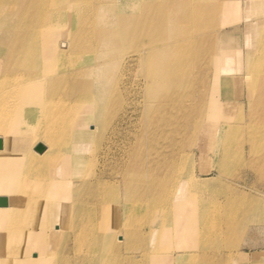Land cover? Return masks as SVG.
I'll list each match as a JSON object with an SVG mask.
<instances>
[{"label": "bare ground", "instance_id": "6f19581e", "mask_svg": "<svg viewBox=\"0 0 264 264\" xmlns=\"http://www.w3.org/2000/svg\"><path fill=\"white\" fill-rule=\"evenodd\" d=\"M240 3L0 0V264H248L206 253L212 230L264 223V0L244 73Z\"/></svg>", "mask_w": 264, "mask_h": 264}, {"label": "rangeland", "instance_id": "374dc122", "mask_svg": "<svg viewBox=\"0 0 264 264\" xmlns=\"http://www.w3.org/2000/svg\"><path fill=\"white\" fill-rule=\"evenodd\" d=\"M239 1L241 2L240 3V9L241 10H240L239 16H238L239 19L235 20L236 22L232 21L233 23L230 24L227 28H225L224 31L225 32L235 31V32L242 35L241 40H240L242 42L241 48H238L235 46L233 49H230L227 60L231 61L232 64L234 65V68H235L234 72L239 69V65H240V70L238 72L244 73V66H246V61L244 59H246L247 54H248V48H247V42H246V41H248L247 40L248 35L246 33L247 32L246 31V23L248 21L246 18V2H247V0H239ZM243 34L246 35L247 37L246 36L244 37ZM127 49H130V48H127ZM239 62H240V64H239ZM241 67H242V69H241ZM240 73H238V74H240ZM233 77L235 78V76H233ZM228 80H230V78ZM214 83H215V80L213 81V88H214ZM237 87H238V85H236V90H237ZM234 88L235 87H233V86L224 87L223 89H221V92H219V93H222V91H223L222 96L220 97V94H217L218 99L220 100L219 102H217V104H219L218 105V113L221 112V109H222L221 106H222V103L224 104V102H226V104H228V106H229V108H228L229 114L227 113V115H230L231 112L234 110V103H235V101H237L239 99L237 97L238 94ZM243 91H244V94H246L245 97H247L248 92H247L246 85H244ZM210 94H211V92H210ZM244 109L246 112L249 113L250 109L248 108V102L244 104ZM247 127L248 126L243 128V133L240 134V136H239V142H240V145H242V146L246 144L244 139L247 138ZM182 135H183V133H182ZM94 144H95V141L93 139H91V141H88L87 142L88 146L86 145L88 148L86 147V150L89 152L91 151V149L93 150ZM204 151H206V149ZM200 156H199V160H201ZM246 157H249L248 153H246ZM67 158L64 159V161H68L69 159H67ZM200 167H201V163L198 162L197 166H196V175L197 176L199 175V177H202V179H213L215 177L214 173L210 174V176L206 173H203ZM59 169H60V167H59ZM67 170H68V172L71 171L70 173H73L72 168H71V166H69V164H67ZM243 170H244V165H242V172H243ZM251 171H252L251 169H249V170L247 169V174L249 175L248 176L249 180L253 181L254 180V178H253L254 174ZM203 174H205V175H203ZM231 179H232V181L236 180L235 177H232ZM138 183L145 184L144 178L141 181H139ZM136 190L138 193L141 191V189H136ZM263 190H264L263 183L254 182V188L252 189L253 192L256 191L258 193H264ZM250 191H251V189H250ZM120 192H121V194H123L124 190L122 188H120ZM31 193H33L32 189L25 192L24 197L28 198V196ZM24 208H26V206H24ZM49 209H50V207H48V210ZM44 212H46L45 208L41 209L39 211L38 217L42 218V216H43L42 213H44ZM45 224H47V222ZM228 237H230V240H229L230 243L234 244L233 248H221L220 243H219L220 239L222 238V239L226 240V238H228ZM167 240H168L167 237H164V241H167ZM210 240L213 241V245H212L211 249L206 252L207 254L221 258V257L226 256L229 252L232 251V252L236 253L234 255V257L239 258L238 254H240L242 252V253H245L247 255L248 264H254L256 258H255L253 253H255V252L256 253L257 252L264 253V223L254 221V220H250V219L246 220L244 222V224L240 225L237 229H235L233 231L232 236H230V234L227 235L225 230H223V231L212 230L211 234H210ZM188 250H189L190 254H197V253L202 254V252H200V250L195 249V248H190ZM175 253H176V251L172 252V254H175ZM69 255L72 256L73 253L70 252ZM124 255L125 256L127 255L125 251H124ZM134 255L139 257L140 253L134 252Z\"/></svg>", "mask_w": 264, "mask_h": 264}, {"label": "water", "instance_id": "95a60500", "mask_svg": "<svg viewBox=\"0 0 264 264\" xmlns=\"http://www.w3.org/2000/svg\"><path fill=\"white\" fill-rule=\"evenodd\" d=\"M1 144H0V149H1ZM0 204H4V200H0Z\"/></svg>", "mask_w": 264, "mask_h": 264}]
</instances>
